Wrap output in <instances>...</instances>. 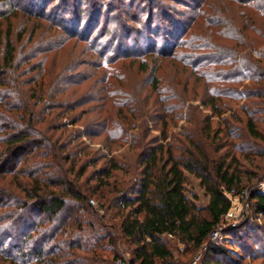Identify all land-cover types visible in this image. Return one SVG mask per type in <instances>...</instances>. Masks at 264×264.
Here are the masks:
<instances>
[{
	"label": "trees",
	"instance_id": "1",
	"mask_svg": "<svg viewBox=\"0 0 264 264\" xmlns=\"http://www.w3.org/2000/svg\"><path fill=\"white\" fill-rule=\"evenodd\" d=\"M22 1L0 0V257L10 264H115L121 255L116 250L120 241L129 264H186L185 254L201 250L200 264H240L226 241L202 248L231 206L226 192L247 191L264 176L263 166H253L259 158L264 162V0H33L28 6ZM69 1L75 8L68 21L59 18L58 12ZM135 2L147 13L145 26H137V12L128 14L127 6ZM178 5L183 7L179 8L181 22L172 17ZM83 8L92 9V18L107 13L108 23L117 28L116 34L109 30L110 44L101 46L79 35ZM18 11L37 21L27 40L33 43L29 48L16 49L11 39L10 18ZM156 18L169 22L174 32L164 34L168 40L176 39L165 40L163 49L174 44L170 51H155V45L151 50L140 49V41L144 44L150 38ZM42 21L52 31L50 47L36 45L34 37L44 27ZM70 22L72 28H68ZM199 24L208 30L222 26L223 37L231 42L212 43L208 48V39L198 36L197 47L210 52H189V31ZM24 31L16 33L18 40ZM68 39L84 41L85 49L92 47L102 63L137 60L142 72L150 67L148 58L155 61L159 56L185 61L184 66L192 67L190 77L200 63L218 65L195 77L203 79L200 105L209 107L218 120L213 124L198 106L189 105L187 124L164 142L165 128L161 127L162 137L150 136L146 119L164 123L166 115L151 116V108L133 93L119 92L113 94L117 100L108 104H118L117 111L128 113L131 128L136 129L129 139L127 128L117 123L107 133L105 148L110 153L113 143L117 147L127 143L125 153L108 156L99 148H88L82 138L92 135L91 131L87 123L78 124L86 110L67 123L62 120L93 99L65 102L66 86L61 89L55 82L67 80L63 73L69 66L52 79L38 58L48 48L59 50ZM129 43H137L140 50L123 53L120 49ZM178 46L186 50L174 52ZM156 71L157 66L148 71L151 92L161 97ZM186 92V86L182 87L181 106L188 99ZM241 100L239 107L229 104ZM164 107L160 103L154 110ZM226 111L229 114L223 116ZM136 116L143 118L138 125ZM106 118L100 122L105 131L109 128ZM185 171L199 180L209 196L207 205L197 206L184 194ZM94 199L97 208L90 203ZM246 203L245 220L225 228L224 235L245 256L252 254L253 260L264 264V193L251 191ZM257 218L263 222L256 223ZM249 219L256 224L246 229ZM177 241L184 244L183 250L174 246Z\"/></svg>",
	"mask_w": 264,
	"mask_h": 264
},
{
	"label": "rangeland",
	"instance_id": "2",
	"mask_svg": "<svg viewBox=\"0 0 264 264\" xmlns=\"http://www.w3.org/2000/svg\"><path fill=\"white\" fill-rule=\"evenodd\" d=\"M22 1V0H20ZM35 1V0H34ZM38 1V0H36ZM40 1V0H39ZM185 2L186 0H182ZM213 2H218V0H211ZM25 6H28V3L33 2V0H23L22 1ZM25 2V3H24ZM41 2V1H40ZM126 2H129L126 0ZM27 3V4H26ZM132 3V2H131ZM130 3V4H131ZM22 4V3H21ZM22 4V5H23ZM128 4V3H127ZM79 7V6H78ZM84 7V6H83ZM143 6L138 4L137 2L134 3L133 7L127 6L128 14L129 16H133L134 13L137 12V17L139 18V23L137 26H145L147 24V13H144L141 9ZM6 8V7H5ZM63 8V9H62ZM61 10L58 12V17L63 16L65 20H70L71 14L74 12V2L69 1L67 6L64 8L62 7ZM182 6L178 5V8L176 9V14H173L172 17L175 19H178L179 21L182 20L179 16V13H181ZM51 9L50 6H48L49 10ZM54 9V8H52ZM95 9V8H94ZM6 10V9H3ZM63 10V11H62ZM92 9L83 8L81 15H82V23L80 27V33L79 35H87L89 36V41L97 40L96 42L100 44L101 46L110 44L109 41V30L112 29L114 34L117 33V28L113 23H108L107 21V13L105 11L102 13L101 17L98 18H92L91 12ZM55 11V9H54ZM79 11V10H78ZM19 12V11H18ZM189 12V11H188ZM52 13V10H51ZM190 13V12H189ZM19 15L16 17H11V24H12V36L11 39L16 46V49H19L21 46L26 45L28 46L27 40L29 39L30 32L32 30V27L36 25L37 21L35 18L33 19H26L27 17L22 16V13L19 12ZM212 15V13L207 14V16ZM188 17V16H187ZM111 18V17H110ZM107 21V22H106ZM181 22V21H180ZM183 22V21H182ZM43 26L46 25V21H42ZM169 23V22H168ZM166 21H162L159 18H156L154 23L151 27V33L150 38L147 39V42L143 44L142 40L140 41V49L146 48L147 50H151L153 48V45H155V51H159V49H163V44H165V40H168L166 37L165 32L170 31L172 34L174 33L172 31V28L168 26ZM6 23L3 22L2 27L5 28ZM73 22H70L68 25V28H72ZM107 25V31L105 33V28ZM85 27V30L87 32H83V28ZM203 24H199L197 26L192 27V29L189 31L190 33L188 36H190V47L187 49L189 52H192L194 54H200L205 52H210L209 49H205L203 47H197L198 41L197 37L202 36L206 39H208V43L205 44L207 47L211 46L212 43H218V44H224L229 45L231 42L230 40H227L223 33L222 26L217 27H211L209 30L207 28H203ZM116 28V29H115ZM115 29V30H114ZM25 30L23 36L21 39L16 38V33ZM175 31V30H174ZM52 31H47L46 27L39 28L36 31V36L34 38H38L36 45H39L41 47H50L52 46V35H50ZM44 34V35H43ZM43 36V37H40ZM227 36V35H226ZM171 37V36H170ZM111 39V38H110ZM170 40V41H169ZM168 41L172 43L176 39L171 37ZM35 41V39H33ZM181 42L178 44L180 45ZM83 41L79 42L75 39H68L59 50L56 51H50V48H48V51L46 53L40 54L39 59L43 62L45 69L48 72V77H52V79H56L58 77V72L61 71L63 66H69L65 67V73L67 75L66 78H62L60 80H56L55 82L58 87L61 89L65 88L64 93L62 94V97L64 98L65 102L72 101L77 98H83L82 100L86 98H91L89 103L83 104L80 107H78L75 111L70 112L66 118L62 121L67 123L68 118L71 116H76L78 113L82 110H86V114L81 119V122L78 124L81 125L82 122H85L88 124V130L91 131L90 136H84L82 139L84 140L85 144L88 145V148L90 149H97L99 148L101 152L105 153L108 156L117 155V154H124L125 150L127 149V143L120 145L119 147L116 146V143H113L111 145V152H108V148H105V139L107 136V133L109 130H113L114 128H117L116 124L119 123L121 126H124L127 128V136L130 139L131 133L134 129H132V121L133 119L129 116L128 113H124L125 111H122V114L120 111L118 112V107H120L118 104L112 106L111 104H108L110 100H117L116 97L113 96L115 93L123 92L124 94L127 93L131 95V93L134 94V97L141 100V102L145 103L146 108H151L152 113L150 112L151 116L155 113H164L166 115V120L163 122H159L156 120H149L147 121V126L149 128L150 136H157L162 137L161 133V127L165 128V134H166V140L164 142H167L172 135L179 132L183 125H186V116H187V108L189 105L191 106H198L202 113L208 114L209 117L212 119L211 121L213 124L218 120V117L212 116V112L209 109V107L204 108L200 105V98L201 95V86L203 87V79L199 80L198 78H195L197 75H199V72H204L205 70L214 71V69H218V65H203L200 63V65L195 69L197 70L195 74H193V77H190V70L192 69L191 66H184V62L182 60L179 61L177 59H169L164 56H159L155 58V61H151L150 58L147 59V63L152 67L157 66L156 75L159 78V88L162 90V94L159 96L161 97H168L171 94H174L173 97L169 99H164L162 102H158L161 97H157L156 93L151 92V75L149 74V68L147 71L142 72L139 70V66L137 63V60L131 59V58H121L115 60L113 63L105 62L102 63L99 60V57L97 56V53L95 54L91 47L90 49H85L87 45ZM137 43H129V45L126 46V48H121L120 50L123 53L126 52H137L138 46H136ZM33 43L31 42L29 46H32ZM174 45V44H173ZM173 45H167L164 51H170L171 48H173ZM29 46L27 48H29ZM143 46V47H142ZM145 46V47H144ZM196 46V47H195ZM208 47V48H209ZM115 48V47H114ZM175 48V47H174ZM260 48L257 49V52ZM186 50V47H180L178 46L177 49H175L174 52L176 53H182ZM1 50H0V57H1ZM123 55V54H122ZM186 67V68H183ZM223 67V66H222ZM224 68V67H223ZM222 68V70H223ZM61 69V70H60ZM61 80H64L66 83L63 82V85L61 84ZM248 79L244 81L243 84H246ZM187 89L186 94L187 100L183 102V105L181 106L180 103L182 101V87ZM226 86V85H224ZM196 93V95H195ZM177 94L180 95V97H177ZM140 102V103H141ZM155 102V103H154ZM158 102V103H157ZM243 100H241L239 103L236 104L233 102H229L230 105L233 106V108L239 107ZM165 106L163 111L158 109V112H156L154 109L157 108V104H160ZM125 109V108H123ZM83 112V111H82ZM102 112V114H100ZM229 111H226L224 115H228ZM109 120V128L108 130H102L101 126V120L105 118ZM104 117V118H103ZM134 117V116H133ZM137 120H143V118H138L136 116ZM101 122V123H100ZM138 125V121L136 123ZM163 124V125H162ZM118 125V124H117ZM77 125H75L76 127ZM260 159V158H259ZM256 160V164L253 166H256L257 164H260L264 168V162L263 159L259 161ZM185 175V184H184V194L197 206H205L208 203L209 196L204 191L203 188L200 187L199 180L192 174L188 172H184ZM246 196L243 198H240L239 201H235L231 207L229 208L230 214L227 216H223L219 226L221 227V233H222V239L220 241H226V248L231 253V256L237 260L240 261V264H258L260 260H253L252 254L245 256L243 252H241L239 249L231 245L233 241H230L227 237L224 235V229L228 226H237L241 224L243 220H245V210L247 208V200L250 196L251 191H257L260 193H264V176L258 181H256L255 185L251 189H245ZM96 205V208L98 207L97 201L94 199ZM99 213L102 214L101 210H99ZM259 218V217H258ZM257 218L256 223L258 221V224L262 223V219L259 221ZM255 221H252L249 219V221L246 223V229H249L252 225L256 224ZM252 224V225H251ZM261 244H263L261 242ZM257 245V246H261ZM174 246L177 249L183 250L184 244L177 241L174 243ZM116 250L119 254H124L126 257V250L120 241H117L116 244ZM200 252V251H199ZM198 252V253H199ZM254 252V251H252ZM198 253L192 254V255H184L183 258L187 261L192 260ZM105 255L109 256V253H105ZM203 258V254L201 255ZM0 264H10L7 260V258L0 257Z\"/></svg>",
	"mask_w": 264,
	"mask_h": 264
},
{
	"label": "built area",
	"instance_id": "3",
	"mask_svg": "<svg viewBox=\"0 0 264 264\" xmlns=\"http://www.w3.org/2000/svg\"><path fill=\"white\" fill-rule=\"evenodd\" d=\"M226 196L231 201V205L235 201H239L240 198H243L246 196V191H242L241 193H236L233 189L226 192ZM90 203L92 205H96L94 200H90ZM231 207V206H230ZM229 210L224 216L229 215ZM222 239V233H221V227L218 225L209 235L208 241L203 245L202 249H205L208 245V243L218 242ZM202 255V250L190 261H188L186 264H200V259ZM115 264H129L128 259L124 254H121L116 260Z\"/></svg>",
	"mask_w": 264,
	"mask_h": 264
}]
</instances>
